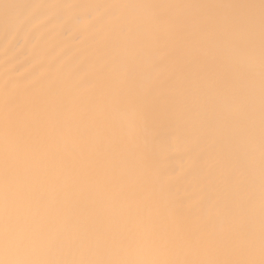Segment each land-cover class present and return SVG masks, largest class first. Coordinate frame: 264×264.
Masks as SVG:
<instances>
[{
    "label": "bare ground",
    "instance_id": "1",
    "mask_svg": "<svg viewBox=\"0 0 264 264\" xmlns=\"http://www.w3.org/2000/svg\"><path fill=\"white\" fill-rule=\"evenodd\" d=\"M261 0H0V264H261Z\"/></svg>",
    "mask_w": 264,
    "mask_h": 264
},
{
    "label": "snow or ice",
    "instance_id": "2",
    "mask_svg": "<svg viewBox=\"0 0 264 264\" xmlns=\"http://www.w3.org/2000/svg\"><path fill=\"white\" fill-rule=\"evenodd\" d=\"M261 6L264 8V0H261ZM261 264H264V260L261 261Z\"/></svg>",
    "mask_w": 264,
    "mask_h": 264
}]
</instances>
